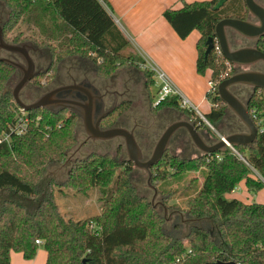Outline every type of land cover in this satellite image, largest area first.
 Listing matches in <instances>:
<instances>
[{"label": "trees", "instance_id": "1", "mask_svg": "<svg viewBox=\"0 0 264 264\" xmlns=\"http://www.w3.org/2000/svg\"><path fill=\"white\" fill-rule=\"evenodd\" d=\"M0 4L6 9H2L1 20L6 43L50 53L48 66L31 82L36 86L43 87L39 78L49 74V81L55 78L66 58L90 60L102 79L124 67L140 69L145 63L137 51L126 52L130 41L117 26L107 0H0ZM249 14L246 0H208L179 10L167 9L163 15L183 40L195 30L200 33L197 72L210 70L211 80L218 81L228 66L214 51L206 56V43L215 36L221 20H247ZM256 47L264 52V37ZM90 53L101 62L89 59ZM240 70L233 65L232 75ZM143 73L147 86L154 85L153 74L149 70ZM18 77L15 67L0 62V135H11L10 142L0 143V264H11L13 251L32 261L40 247L47 254L45 264H264V204L227 198L242 181L250 194L264 188V133L249 147H235L244 160L229 147L193 158H182L168 149L151 169L153 182L166 187L174 176L170 170L176 175L206 170L203 185L187 199L186 210L177 204L167 206L170 192L159 190L175 217L169 222L136 190L134 165L128 157L120 158V152L74 157L72 153L81 144L77 129L82 120L76 113L34 110L27 114L31 122L25 134L11 132L17 112H21L11 88ZM239 86L250 88L234 87ZM249 90L243 102L249 110L257 107L264 112V92ZM22 99L32 103L23 95ZM210 99L212 108L205 117L218 128L227 121L229 108L219 95ZM125 108L111 113L102 127L115 126ZM165 110L181 111L195 125L199 122L180 107L177 98H167L156 108V112ZM242 130L245 127L224 135ZM209 135L214 140L210 144L220 140L213 131ZM66 163L70 167L64 182L58 184L47 177L51 166ZM57 185L83 196L97 192L100 213L80 221L67 218L55 198ZM37 240L43 244L38 245Z\"/></svg>", "mask_w": 264, "mask_h": 264}, {"label": "water", "instance_id": "2", "mask_svg": "<svg viewBox=\"0 0 264 264\" xmlns=\"http://www.w3.org/2000/svg\"><path fill=\"white\" fill-rule=\"evenodd\" d=\"M249 11V19L226 18L221 20L215 27L213 37L207 41L206 56H208L218 41L222 54L225 59L239 67L241 70L233 74L230 78L224 80L218 88L219 97L233 112L239 121L245 127L244 132H237L227 136L224 139L209 144L204 139L199 130L190 119H184L170 124L156 143L153 153L148 160H144L143 150L135 136L134 130L122 127L103 128L102 122L116 109L113 106L106 109L104 96L101 91L90 81L73 82L62 85L48 91L36 101L25 103L22 99L23 91L31 84L32 80L42 72L35 71V65L29 55L31 46L29 45H11L5 42L3 36V26L0 24V49H6L14 54H20L26 61V67L21 63L8 58H0V62L7 63L15 67L19 77L12 94L15 103L24 111L31 112L38 109H45L53 114L57 112L69 111L76 113L82 120V124L87 135V140L107 141L115 138H122L125 142V150L128 160L134 167L145 171L149 178L148 184L154 190L152 203L158 196V190L151 184L153 174L151 169L158 164L165 153L168 151L171 141L176 135L183 131L188 135L194 146L203 154L211 155L224 150L228 146L253 145L258 139V129L252 120L247 103L243 102L231 88L237 85H244L253 89L264 90V52L256 47L260 39L264 37V6L257 0H246ZM229 31L237 35L238 40H251L252 46L233 48V42L229 37ZM240 42V41H239ZM261 66L262 70L254 67ZM248 69V70H247ZM167 214L168 209L161 204ZM157 208V206H154ZM207 264H237L235 262L217 261Z\"/></svg>", "mask_w": 264, "mask_h": 264}, {"label": "rangeland", "instance_id": "3", "mask_svg": "<svg viewBox=\"0 0 264 264\" xmlns=\"http://www.w3.org/2000/svg\"><path fill=\"white\" fill-rule=\"evenodd\" d=\"M2 9L4 11L6 10L5 7L2 4H0V12L2 11V14H3L4 11ZM194 32L198 33V31L196 30ZM230 32L232 31H229V33ZM230 34H232V37H233L234 33H230ZM242 41L244 42L242 43L244 45H247L249 42H252L251 40H246V39L244 40L242 39ZM134 50H135L134 44L130 42L129 48L126 52L134 53L135 52ZM6 54L14 55L13 52L1 48L0 56H5ZM88 56H89V59L91 58V59L98 60L97 56H95V54L93 53H90ZM70 59L71 58H66L65 60H63L61 64L65 68V69L60 70V72L63 75L66 74L69 71V68L71 67V62L69 61ZM99 62H101V60H98V63ZM139 63H141V65L143 64L142 61H139ZM132 69L125 68V67L119 69L112 78L107 79L106 83H108L111 90H123L128 84L127 87L132 89L131 93H129V98L131 99L132 102H134V101L139 100L138 97L140 98L145 97V93L143 92L144 91L143 85L145 82V79H144L145 77H143L144 79L143 80L141 76H137L136 78H133L135 80L134 82L125 83L124 72L125 70H132ZM163 72L167 75V77H169L165 71ZM211 74L212 73L210 70H208L205 74H199L206 82L207 90L205 91V94L209 90L208 82L211 79ZM51 75H49V77ZM49 77L39 78L38 81L40 82L41 85H43V87H46L45 85L49 81L48 79ZM56 80L57 78L56 79L53 78L52 80L48 82L47 86L57 84ZM154 81L155 82H154L152 91L154 93L153 94L154 99H156L159 96L160 82L155 79ZM16 83L17 81L15 79L14 82L11 84L12 89L15 87ZM237 91L239 93V90ZM233 92L235 93V91ZM142 94L144 95L142 96ZM205 94L203 98H205ZM249 95H250V90H248L247 92L240 93L239 94L240 97L239 96L238 97L242 101H246ZM192 103L203 114L204 113L207 114L211 110V105L207 101H205V104H198L197 102H192ZM21 114L22 112H17L15 120H20L18 118L21 116ZM125 114L127 116H125L124 120H122V118L119 121L117 120L116 127L132 129L135 126L136 127L137 126L147 127V126H150L152 123V119L149 117L148 112L144 111L141 107H137V106L128 107V110ZM233 127L238 128V129H244L243 124L238 120L236 115L233 112H230L229 110L227 121L224 124H222L218 128L213 126L214 130H212V128L208 126L206 128V126L203 125L200 132L203 134L205 140L210 139V141H214L212 138H210V135H209L211 134L212 131L217 135L220 134L222 136H225L224 134H229L232 131V129H234ZM152 132L154 134L157 133L156 128H154ZM179 132L180 133L178 134H181V136L179 137L178 141H176L175 139L171 141V144L169 147V151H170L169 153L181 156L182 158H193L194 156L200 155L201 153L198 151V149L194 148L188 135L184 133L182 130ZM143 133H144L143 129L137 128L136 134L137 136H140L141 139H142ZM0 136H3V134H1ZM77 138L80 141V143H82L86 138V133H85V130H84V127L81 121H79V124H78ZM182 139L184 143H189V146H191V148H189V151H188V148L184 146V144L182 143ZM117 152H120V158L128 157L126 154V150H125V142L122 138H115V139H111L107 141L89 140L87 144L83 146V148L81 147L80 152L77 153L74 157H79V158L84 159L90 154L102 155V154L109 153V154L115 155V153ZM144 152H145L144 155L146 157H149L150 149L148 148V146H145ZM69 167H70L69 163H66L65 165H53L49 168L47 177L54 179L55 182L58 184L62 183L66 180V177H67L66 174L68 172ZM170 172L171 173L174 172L173 173L174 176L170 178V181L166 187H164L162 182H158V181L153 182L151 180V184L154 185L155 188L158 190V196L153 203H152V200L154 198L155 192L148 184V178H149L148 174L145 171L139 170L135 167L132 173V181H133V184L136 190L139 192V194L144 196L154 206H157L156 209H158L161 214L165 215L168 218L169 222L172 221V218L174 220L175 217L172 214V210L171 212L168 211L167 214H165V210L163 206L161 205L164 202L163 196L159 192L165 191V190L170 192L169 199H167V206H172L174 204H177L180 209L186 210L187 209V199L191 196H194L199 191L206 177L205 169H202L197 172H183L178 175H176L175 171L173 170H170ZM111 188L108 191L109 194L111 192ZM97 195H98L97 192H95L94 194L90 196L78 195V194L72 193L65 187L58 186V185L55 186V198L60 207L61 212L65 216H67V218H71L74 221L88 219L100 213L101 210H100V205L97 202ZM227 198L229 199L236 198L243 202L264 204V188L256 194H250L248 192L245 181H242L241 183L237 185L233 194H229ZM45 262H46V251L42 247L38 249L36 257L32 261H28V262L25 261L22 253L14 252V251L11 253V264H45Z\"/></svg>", "mask_w": 264, "mask_h": 264}, {"label": "crops", "instance_id": "4", "mask_svg": "<svg viewBox=\"0 0 264 264\" xmlns=\"http://www.w3.org/2000/svg\"><path fill=\"white\" fill-rule=\"evenodd\" d=\"M107 1L110 7L109 10L114 17L117 26L122 31L124 36L134 44L135 51L140 54L143 61L146 64L154 65L159 69L165 71L170 77L173 84L179 89L184 97L191 100L192 102L205 104V101H207V99L205 98L208 92L207 91L205 94V91L207 90L206 82L197 72V42L200 38V33L192 32L187 39H181L177 35L173 27L165 19L163 14L167 9L179 10L188 4L208 0ZM233 38L235 43H237L234 34ZM252 42L244 45L242 44L244 42L240 39L238 40V46H252ZM44 52L46 53L47 57L50 56L49 51L45 50ZM69 61L71 62V64H74V66L80 64L79 67H81L85 63L84 66L91 67L87 64L90 63L87 60L71 58ZM93 67L90 68L92 69L91 75L93 77H97L96 72L94 71L95 69ZM125 68L132 69L133 67ZM145 70L147 69H143V67L141 66L140 69L133 68L132 70H125L124 78L125 83H127L134 82L135 80L133 78H136L137 76H141L142 79L143 77H145V82L143 85V92L145 93V97H138L139 100L137 102V107H141L144 111L149 112L150 107L153 106L152 103L155 104L156 102H158L159 96L154 99V93L152 91L154 85H152L151 87L147 86V78L143 73ZM60 74L62 73L60 72ZM64 76H66V74H64ZM63 85L66 84L63 83ZM127 85L123 90L116 91L121 93L124 92L126 94L131 93L132 89L128 88ZM204 94L205 98H203ZM143 95L144 94H142V96ZM209 103L212 108L211 102ZM163 113L166 118H169L170 121L174 122L188 119L186 114L181 111L165 110L163 111ZM244 131L245 130H242L241 132ZM186 147L190 146L187 145Z\"/></svg>", "mask_w": 264, "mask_h": 264}, {"label": "flooded vegetation", "instance_id": "5", "mask_svg": "<svg viewBox=\"0 0 264 264\" xmlns=\"http://www.w3.org/2000/svg\"><path fill=\"white\" fill-rule=\"evenodd\" d=\"M260 2L262 3V5H264V0H260ZM2 18H3V15H2V12H0V24H1ZM248 19H249V17H248ZM230 33H233V32H230ZM230 33H229V37L234 42V38L232 37V34H230ZM234 37L237 38V35L235 33H234ZM238 45H239L238 42L237 43H233L234 47H237ZM29 55H30V57H31V59H32L34 65H35V71L42 72V71H44L46 69V67L49 64V57H47V55H46V53L44 51L43 52L40 51V50L34 51V50L31 49V50H29ZM0 57L1 58H8V59H11V60H14L16 62L21 63L25 67L27 66L25 59L20 54H14V55L13 54H11V55L6 54L5 56H0ZM73 58H77V57H73ZM78 59H81V58H78ZM81 60H87V59H81ZM87 61L90 62V63H87V64L89 66H91V67L84 66L85 63L81 67H79L80 64H78V65L75 64L76 66H74V64H71V67L69 68V71L66 73V76L60 74V70L65 69L63 67V65H61L58 74L55 76V79L57 78V80H56L57 84H53L51 86H47V84H46L45 85L46 87H41V86H36L35 84L31 83V85L29 87H27L22 93L24 99H26V100H28L30 102H34L39 97H41L42 95H44L48 91L52 90L53 88L60 87L61 85H63V83L67 85V84L73 83L74 81L79 83V82H82L83 80H88L95 87H97L101 91V93L103 94L107 110L112 108L113 106H116L115 110L126 107L125 110L122 111L121 115H119V117L117 119L118 121L121 118H122V120H124L125 116H127L125 113L127 112L128 107L137 106L138 100L132 102L131 99L129 98V94H126L124 92L121 93V92H118L116 90H111L110 86L105 83L107 79H102V78L98 77L96 68L93 65V63L90 60H87ZM92 67L95 69L94 71L96 72V75H97L98 78L97 77H93L91 75V70L92 69H90V68H92ZM254 68L258 69V70H262V68L259 67V66H257V67L255 66ZM49 75H51V74H49ZM110 78H112V77H110ZM249 89L250 88L240 87L239 86V87H236V88L234 87L233 91H235L237 96H239L240 93L247 92ZM237 90H239V93H238ZM152 104H153V106L150 107L149 112L147 111L148 114H149V117L152 119V123H151L150 126H147V127H144V126H137L136 127L135 126L132 129L126 128V129H129V130H134L135 136H136V138H137V140H138V142H139V144H140V146H141V148L143 150V154H145V152H144L145 146H148V148L150 149L149 157H146L144 155V160H148L151 157V155L153 153V150H154V147H155L156 143L158 142V140L160 139V137L162 136V134L164 133V131L167 129V127L170 124L174 123V121H170L169 118L165 117L163 111H162V113L161 112H156V108L158 107L159 103L156 102L155 104L154 103H152ZM190 120L192 122H195L193 119H190ZM196 125L199 126V130H201L202 127H203V125L200 124L199 122ZM115 126H116V123H115ZM115 126H113V127H115ZM137 128L143 129V131H144V133L142 134L143 135L142 139L140 138V136H137V134H136ZM154 128H156V130H157V133H155V134L152 132V130ZM152 134H154V135H152ZM180 136L181 135H176L174 139L176 141H178ZM88 141L89 140H87V135H86L85 140L81 143L82 145L80 144L78 149L73 152V155H76L77 153H79L80 150H81V147L83 148V146L85 144H87ZM206 142H209V144L212 143L210 141V139H206ZM182 143L184 144V146L189 145L188 143H184L183 139H182ZM192 145L194 146L193 143H192ZM187 148H188V151H189V148H191V146L187 147ZM194 148H196V147L194 146ZM115 155H118V152L115 153Z\"/></svg>", "mask_w": 264, "mask_h": 264}, {"label": "built area", "instance_id": "6", "mask_svg": "<svg viewBox=\"0 0 264 264\" xmlns=\"http://www.w3.org/2000/svg\"><path fill=\"white\" fill-rule=\"evenodd\" d=\"M214 53L219 56H223L220 45L218 41L215 42V47L213 49ZM225 58V57H224ZM226 60V59H225ZM147 65V66H146ZM226 65L228 66L227 71L223 76L218 80H209V90L207 92L208 95H206L207 101L211 102L212 97L219 95V85L226 79L230 78L232 76L233 72V65L229 63L226 60ZM143 69L149 70L153 74V78L155 80H158L160 82V89H159V97L158 102L160 103L163 100H166L167 98H177L180 104V107L183 110H187L191 113H193L194 119L198 120L200 124L204 126H208L214 130L213 126L210 124V122L206 119L205 114H203L189 99L183 96V94L179 91V89L173 84L171 79L167 77V75L158 67L150 64L144 63L142 65ZM260 92H264V90L258 89ZM21 116L18 118L20 120H16V123L14 126L10 127L11 132L16 133L17 136H21L26 133L28 126L31 122V120L28 118L27 111H24L21 109ZM250 116L252 120L254 121L257 129L258 134L264 133V112H259L257 107H253L249 110ZM220 139H224V136L218 134ZM3 141L10 142L11 141V135L9 134H3V136H0V143ZM233 152L238 155L241 159H243L235 147L228 146ZM219 158V157H218ZM244 160V159H243ZM38 245H42L43 242L40 240H37Z\"/></svg>", "mask_w": 264, "mask_h": 264}]
</instances>
